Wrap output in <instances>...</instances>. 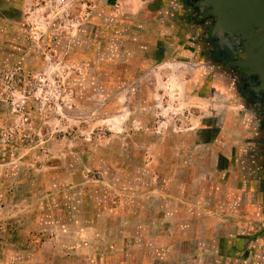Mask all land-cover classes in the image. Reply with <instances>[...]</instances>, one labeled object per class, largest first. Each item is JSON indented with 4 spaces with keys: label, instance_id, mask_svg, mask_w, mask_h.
<instances>
[{
    "label": "rangeland",
    "instance_id": "obj_1",
    "mask_svg": "<svg viewBox=\"0 0 264 264\" xmlns=\"http://www.w3.org/2000/svg\"><path fill=\"white\" fill-rule=\"evenodd\" d=\"M149 1L0 0V264H264L225 240L246 223L264 242V208L216 200L250 177L232 163L264 161V105L238 85L249 56L207 54L183 0H163L187 32L163 44L100 9Z\"/></svg>",
    "mask_w": 264,
    "mask_h": 264
},
{
    "label": "crops",
    "instance_id": "obj_2",
    "mask_svg": "<svg viewBox=\"0 0 264 264\" xmlns=\"http://www.w3.org/2000/svg\"><path fill=\"white\" fill-rule=\"evenodd\" d=\"M155 1H157V0L149 1L146 4L147 6L150 4L149 7H147L146 5H142V7H140V5H138V7H137V6H131L129 4H123L122 6L120 4H118L119 8H120V9H118V10H120L118 13L115 12V9H114L115 6H113V5L100 6V9H101V11H107L106 12L107 24H109V23L115 24V25L121 24L123 26H128L129 24L134 25V23H131V21L126 20L125 14H130V16L132 15L133 17H134V15L139 16L138 17L139 18L138 19L139 24H137V28H138L137 32L138 33H134L135 35L136 34L139 35L138 36L139 41H143L144 38H146L149 35V33L151 32V33L155 34V38L158 39V41L162 42V44H163L164 41L166 40V39H164V35L165 34L166 35L169 34L170 36L175 35L176 33H175L174 27H177V29H178V26H176L178 24H175L173 21H171L172 18L173 19L175 18V17H173L174 16L173 13L171 14V16L164 18V16L167 14V10L169 7L163 2V0H161L158 5H155V3H154ZM137 8H140V11H141L140 13H137L138 11L136 12ZM144 10H145V14H144ZM147 11H148V13H147ZM157 12H158L159 17L162 15L163 20H161V17H160V19L158 16H157L158 18L155 17V15H156L155 13H157ZM141 16L142 17L145 16L144 22L141 21ZM97 19H98V17H97ZM167 20H169L168 22L172 25V29H169V30L163 32L162 29L165 28V21H167ZM141 22H143L144 24L141 25ZM150 24H153V25L155 24L153 27L159 26V30H160V34H159L160 37L159 38L157 37L158 35L156 33L158 30L157 27L155 28V32H153L151 30ZM132 25L130 26L131 30L133 28ZM185 33H187V32H185V30H184V32H181V34L178 31V34H176V36L177 35L179 36V34H180L183 37L185 35ZM132 36L129 35L128 36L129 39H131ZM171 45L173 47V44H171ZM212 89H216V88L212 87ZM192 104H194V105L199 104V100L193 99ZM224 118L229 119V116L228 117L224 116ZM218 132L220 134L219 130H218ZM245 132L247 133V130L245 131L242 128L240 129V133L243 137H244ZM222 133H224V135L226 137L228 136L227 131H224ZM252 136H255V137H252V139L259 137L258 133L257 134L254 133V135L252 134ZM244 140L245 139L243 138V140L241 142L242 147H244V144H247L246 146H248V140L247 141H244ZM256 140H258V139H256ZM262 145H264L263 140H262ZM258 148H259V145H258ZM258 153H259V156H260V154H262V152H260V151ZM230 163L226 164L224 167L227 169L228 165ZM235 165H236V167H235ZM233 166L236 169H238L242 174H243V172H244V174L247 173L248 175H250V177L245 178L244 176H240L238 178L232 179L233 184H228V183H227L228 185L227 184L225 185V183H224V185L219 184V188L217 187L218 196H217L216 200L218 201V203L221 207L220 209L223 210L222 211L223 214H226V215L227 214H233L234 217H242L243 205H241V204H242V197H244V196H247L249 201H252L253 198H254V200L256 199V201H257L256 203L260 204L261 209L264 208V198H263L264 193L258 192V187H260V189H262L264 192V161H251L250 160V161L245 162L243 159H241V160L238 159L236 161V163H232V167ZM225 203L227 205L229 204L232 209H228L226 207ZM261 212H262V214H264L263 209ZM229 216H232V215H229ZM260 222H261V219H260ZM236 226H238V228L236 227L237 229H240V233L238 234V236L235 237V240L233 242L231 240L227 241V239H225L226 244L229 242L233 243L234 244L233 246H231V244H230V248L234 251H238L237 252L238 254L240 252L248 251L250 253V256L252 257V258H250L251 261L255 259L257 261V263H259L260 259L264 260V256H263L264 252L263 253L259 252L260 249L264 250V242H261V240L253 239L251 237L252 234H255V232H256L255 229L252 227H250V229H249L248 228L249 226H246V223H245V225H244V223L242 225H237V223H236ZM245 230H247L246 233H245ZM246 234H248V236ZM258 252L261 254H258ZM254 254H256V256ZM227 261H229V259H227L226 262Z\"/></svg>",
    "mask_w": 264,
    "mask_h": 264
},
{
    "label": "flooded vegetation",
    "instance_id": "obj_3",
    "mask_svg": "<svg viewBox=\"0 0 264 264\" xmlns=\"http://www.w3.org/2000/svg\"><path fill=\"white\" fill-rule=\"evenodd\" d=\"M183 3L190 9L200 11L201 22L208 24V35L204 40L207 54L228 59L235 67L237 60L250 56L252 42L250 43L248 39H244L236 32L232 36L228 33L223 34L226 32H215L214 28L218 20L215 14V0H186V2L183 0ZM243 74V82L238 83L242 95L247 96L250 103L264 105V72L258 71L251 76H246L244 72ZM231 116L232 114L229 117Z\"/></svg>",
    "mask_w": 264,
    "mask_h": 264
},
{
    "label": "water",
    "instance_id": "obj_4",
    "mask_svg": "<svg viewBox=\"0 0 264 264\" xmlns=\"http://www.w3.org/2000/svg\"><path fill=\"white\" fill-rule=\"evenodd\" d=\"M214 7L216 32H236L252 42V53L240 62L241 68L264 72V0H215Z\"/></svg>",
    "mask_w": 264,
    "mask_h": 264
},
{
    "label": "built area",
    "instance_id": "obj_5",
    "mask_svg": "<svg viewBox=\"0 0 264 264\" xmlns=\"http://www.w3.org/2000/svg\"><path fill=\"white\" fill-rule=\"evenodd\" d=\"M116 8H119V5H115ZM261 250V249H260Z\"/></svg>",
    "mask_w": 264,
    "mask_h": 264
}]
</instances>
